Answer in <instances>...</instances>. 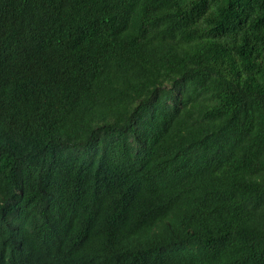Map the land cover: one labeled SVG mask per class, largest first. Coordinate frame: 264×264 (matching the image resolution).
I'll list each match as a JSON object with an SVG mask.
<instances>
[{
    "label": "trees",
    "instance_id": "obj_1",
    "mask_svg": "<svg viewBox=\"0 0 264 264\" xmlns=\"http://www.w3.org/2000/svg\"><path fill=\"white\" fill-rule=\"evenodd\" d=\"M0 264H264V0H0Z\"/></svg>",
    "mask_w": 264,
    "mask_h": 264
}]
</instances>
